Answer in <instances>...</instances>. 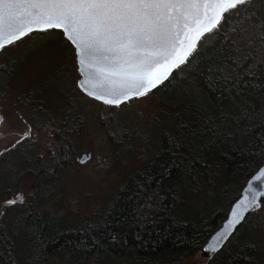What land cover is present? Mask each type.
Instances as JSON below:
<instances>
[{
	"label": "trees",
	"instance_id": "trees-1",
	"mask_svg": "<svg viewBox=\"0 0 264 264\" xmlns=\"http://www.w3.org/2000/svg\"><path fill=\"white\" fill-rule=\"evenodd\" d=\"M224 15L226 21L203 37L188 62L147 94V108L124 117L100 108L96 117L112 146L139 144L138 161L145 162L115 188L95 223L70 226L69 219L43 212L27 198L12 215L15 206L1 202L20 188L0 187V264H49L63 256L68 264H187L201 251L264 165V0ZM56 34L64 37L58 30L31 35L43 40ZM16 44L2 49L0 59ZM17 64L11 55L0 62V106L12 100ZM58 75L65 89L68 75ZM38 95L22 98L36 104ZM87 113L84 106V127ZM36 121L57 150L42 154L32 141L17 145L0 156V177L10 169L42 189L74 164L82 118L72 112L61 121L41 111ZM192 200L199 201V213L177 215ZM215 259L264 264V199L210 264Z\"/></svg>",
	"mask_w": 264,
	"mask_h": 264
},
{
	"label": "snow or ice",
	"instance_id": "snow-or-ice-1",
	"mask_svg": "<svg viewBox=\"0 0 264 264\" xmlns=\"http://www.w3.org/2000/svg\"><path fill=\"white\" fill-rule=\"evenodd\" d=\"M253 0H0V49L33 31L59 30L77 49V66L82 79L77 86L90 97L119 106L131 99L145 96L160 85L153 77L157 70L174 59L179 64L188 61L179 57L187 32L192 24L200 23L209 8L227 6L239 10ZM227 17L221 12L209 17L207 32L218 29ZM98 81L90 87V79ZM167 77H165L166 79ZM156 79H161L156 77ZM163 80L161 79V83ZM110 96L111 99H105ZM25 125L27 121L20 118ZM5 115L0 113V125ZM2 134V133H0ZM15 148L31 136L19 132ZM10 149H3L7 152ZM2 154V153H0ZM264 170L255 177L264 184ZM264 195V192L261 193ZM258 197L247 203L258 208ZM23 203V195L4 201L6 206ZM237 209L241 207L236 205ZM239 211L231 213L227 228L217 241L226 239L229 229L243 219ZM207 250V249H206ZM219 250L218 248L213 251Z\"/></svg>",
	"mask_w": 264,
	"mask_h": 264
},
{
	"label": "rangeland",
	"instance_id": "rangeland-1",
	"mask_svg": "<svg viewBox=\"0 0 264 264\" xmlns=\"http://www.w3.org/2000/svg\"><path fill=\"white\" fill-rule=\"evenodd\" d=\"M9 55H11V59L18 61V64L15 74L11 78V99L13 100L4 101L0 108L1 113L5 115V123L0 126V133H2L0 134V153H2L0 156L4 154L3 149H12L11 145L19 139V132H27L28 126L31 127L27 114L32 110L27 106V112L26 109L15 107L14 100L17 96L23 97L37 89L45 88L50 108L61 107L64 109L67 98L72 94L70 85H75L80 79L76 68L74 48L60 34L45 37L43 40L31 35L2 54L0 62L4 63ZM59 71H66L69 74L65 89L60 88L62 82L58 75ZM150 101L151 96L146 95L120 107H113L91 99L84 100L85 109L90 110L91 113H87L88 121L79 146L73 148L74 157L71 161L74 164L71 168L63 171V176L60 179H51L54 183L44 186L42 189H37L36 180L30 177L25 178L26 176L17 174L20 179L16 180L17 175L13 174V170L8 169L7 172L1 174L0 187L3 188V185H6L3 191L10 187L17 189L19 187L20 189L15 190L13 194L5 193V199L1 204L3 205L6 199L16 198L17 194L22 193L24 200L27 198L29 203H34L41 211H49L57 218L69 219L70 226H80L84 222L95 223L94 217L104 207L106 208L115 188L135 170L136 165L142 166L145 162V160L138 161L141 149L139 144L131 143L126 148H114L107 133L100 127L96 116L100 108L104 106L101 108L102 111H110L117 117H124V115L133 114L139 109L147 108ZM20 118L26 120L27 124L22 123ZM47 135L46 138V134L42 135L39 131H35L21 145L32 141L40 153H52L57 149L52 144L53 140H46L50 138L51 134L47 133ZM154 152L155 147L151 154ZM84 155L87 160L85 163H80L79 160ZM4 175H8L9 178ZM198 203V200L188 202V205L185 206L186 209L179 210L177 215L181 214L188 218L196 212L199 213L200 205ZM16 206L11 210L12 215ZM225 256H227L226 252L221 255L222 258ZM68 260L66 256H63L47 262L49 264H68ZM209 260L198 252L187 264H210L212 261ZM218 261L215 259L214 264H218Z\"/></svg>",
	"mask_w": 264,
	"mask_h": 264
},
{
	"label": "water",
	"instance_id": "water-1",
	"mask_svg": "<svg viewBox=\"0 0 264 264\" xmlns=\"http://www.w3.org/2000/svg\"><path fill=\"white\" fill-rule=\"evenodd\" d=\"M227 10H228L227 6H223L221 8H209L207 10V15L200 17V23L192 24L190 26V30L187 32V36H186L184 45H183L182 49L179 52V57L188 60L189 57L191 56V54L194 52V50L199 45L200 41L203 39V37H205L208 33H210V32L206 31V27H212L208 23L209 17L217 16L221 12H223L225 14L227 12ZM34 32H37V31H33L31 33H28L23 38L27 37L28 35H30V34H32ZM23 38H21V39H23ZM21 39L15 40L13 43L18 42ZM2 42H4V38H0V43H2ZM13 43L8 44L6 47L12 45ZM75 51H76V54H77V49H75ZM76 59H77V55H76ZM177 65H178V60L174 59L170 64H166V65L160 67L157 70L155 76L153 77L155 82L157 84H159L160 86L163 83H165L171 77V75L179 67H181L183 64H179V66H177ZM78 72L80 73V71H78ZM80 76H81V73H80ZM156 77H160L163 80V82L161 83V79H156ZM165 77H167V78L165 79ZM80 79H82V77ZM89 79H90V87H96L97 84H98V81H96L95 79H92V78H89ZM156 89H152L149 92H152V91H154ZM80 90L86 96H88L86 94V92L83 91L81 88H80ZM88 97H90V96H88ZM90 98L94 99L93 97H90ZM105 99H111V97L110 96H105ZM94 100H96V99H94ZM96 101H99V102L103 103V101H101V100H96ZM122 104H124V103H122ZM122 104H120V105H122ZM112 106H114V105H112ZM86 160H87V157L84 155L80 159V162L84 163V162H86ZM261 170H264V165H262L254 173V175L252 177H250V179L247 181L246 185L244 186V188L242 190L241 195L233 203L232 207L230 208V211L228 213L227 218L223 221L222 225L210 236V238L208 239V241L206 242L204 247L201 249V251H200L201 255H203L206 258H211L212 256H214L217 253H219L225 247V245L229 242V240L232 238V236L235 234V232L241 226V224L245 221L247 216L252 211H254V210L259 208L258 207V208L249 209L246 205H247V203L249 201H251L253 199V195L258 197L257 203H259V204H261L262 199H264V195L261 194L262 192H264V184H261L260 180H256L255 179V177L261 175ZM261 178L264 179V176H262ZM19 194H21V193H19ZM9 199H11V198H9ZM237 204L241 205V207L239 209H237V207H236ZM236 211H239L240 213H242L244 218L240 221L239 224L234 225L233 229H229V233L230 234L227 236L226 239H223L221 241H217V237L219 236V234L221 232H223L227 228L228 222L231 220V213L232 212H236ZM216 248H218L219 250L213 251V249H216Z\"/></svg>",
	"mask_w": 264,
	"mask_h": 264
},
{
	"label": "flooded vegetation",
	"instance_id": "flooded-vegetation-1",
	"mask_svg": "<svg viewBox=\"0 0 264 264\" xmlns=\"http://www.w3.org/2000/svg\"><path fill=\"white\" fill-rule=\"evenodd\" d=\"M74 55H75V50H74ZM76 68L78 71L77 66H76ZM64 72H66V71H64ZM66 73H67V75H69L68 72H66ZM70 90H71L70 93H72V94L67 98L66 106L64 109H62L61 107H59L58 109H51L50 108L49 103H48V99L45 95V88L37 89V91L30 93L31 95H33L37 92V93H39L38 96L43 95L41 98H38L39 100L36 104H32L33 101H31L28 98L23 99L21 96L16 97V99L14 100L15 107H17L18 109H26V112L28 110L27 107L32 110L31 112L28 111V114H27L28 115L27 117L31 123V135H33L35 131H39L42 135L43 134L47 135V133H49L47 131L46 127H43L42 124L39 125L36 121V117L41 111H46V112H49L51 114L53 113L61 121L63 120V118H66V116L68 114H71L72 112H74L75 115L80 116L82 118V124H81L80 130H79L78 135H77V138L81 139V137L84 133V129H85V127L83 125V114H84L83 97H84V95H83L82 91L80 90V88L77 86V83L75 85H70ZM18 203H20V202H17L16 204H18ZM212 258H214V257H212ZM212 258H209L210 259L209 261H211Z\"/></svg>",
	"mask_w": 264,
	"mask_h": 264
},
{
	"label": "bare ground",
	"instance_id": "bare-ground-1",
	"mask_svg": "<svg viewBox=\"0 0 264 264\" xmlns=\"http://www.w3.org/2000/svg\"><path fill=\"white\" fill-rule=\"evenodd\" d=\"M205 99V98H204ZM204 101V100H203ZM175 102V101H174ZM182 104V103H181ZM205 111V110H204ZM207 111V110H206ZM190 117V116H189ZM164 118V117H163ZM155 125V124H154ZM128 129L131 130V128L127 127ZM258 130V129H257ZM129 132V131H128ZM133 133V132H132ZM243 141V140H242ZM246 143V142H245ZM233 145V144H232ZM145 172V171H144ZM169 188V187H168ZM175 194V193H174ZM188 201V200H187ZM218 209V208H217ZM184 211V210H183ZM109 212V211H108ZM195 214V213H194ZM106 216V215H105ZM100 219V218H99ZM25 241V240H24ZM19 245V244H18ZM24 245V244H23ZM13 247V246H12ZM39 247V246H38ZM132 248V247H131ZM133 250V249H132ZM18 251V250H17ZM23 252V251H22ZM29 252V251H28ZM27 254V253H26ZM118 254V253H117ZM103 255V254H102ZM21 260V259H20ZM120 260V259H118ZM166 260V259H165ZM73 263V262H72ZM165 263V262H164ZM18 264V263H17ZM138 264V263H137Z\"/></svg>",
	"mask_w": 264,
	"mask_h": 264
}]
</instances>
